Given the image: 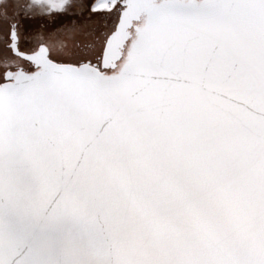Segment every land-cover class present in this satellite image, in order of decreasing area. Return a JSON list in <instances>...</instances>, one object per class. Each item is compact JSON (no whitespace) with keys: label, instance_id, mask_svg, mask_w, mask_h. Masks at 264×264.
Segmentation results:
<instances>
[{"label":"snow or ice","instance_id":"6c2138e0","mask_svg":"<svg viewBox=\"0 0 264 264\" xmlns=\"http://www.w3.org/2000/svg\"><path fill=\"white\" fill-rule=\"evenodd\" d=\"M0 264H264V0H0Z\"/></svg>","mask_w":264,"mask_h":264},{"label":"rangeland","instance_id":"374dc122","mask_svg":"<svg viewBox=\"0 0 264 264\" xmlns=\"http://www.w3.org/2000/svg\"><path fill=\"white\" fill-rule=\"evenodd\" d=\"M0 41H2V36H0Z\"/></svg>","mask_w":264,"mask_h":264}]
</instances>
